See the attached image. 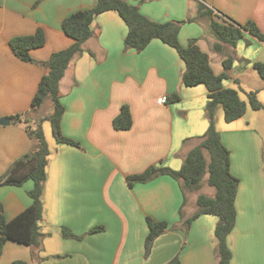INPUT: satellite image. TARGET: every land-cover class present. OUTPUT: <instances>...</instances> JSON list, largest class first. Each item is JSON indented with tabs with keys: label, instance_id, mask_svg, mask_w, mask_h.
Returning <instances> with one entry per match:
<instances>
[{
	"label": "crops",
	"instance_id": "crops-1",
	"mask_svg": "<svg viewBox=\"0 0 264 264\" xmlns=\"http://www.w3.org/2000/svg\"><path fill=\"white\" fill-rule=\"evenodd\" d=\"M129 1L158 22L198 16L197 0ZM202 1L238 23L253 20L264 32V0H250L248 7L249 0ZM96 3L0 0V119L21 114L28 121L15 124L11 118L10 124L0 125V176L35 146L26 125L36 124L41 108L32 110L31 105L46 72L45 62L74 42L65 34L63 21ZM38 28L45 30L46 43L31 51L33 62L24 61L11 49L10 40L32 35ZM92 28L93 36L73 58L60 83L65 106L62 133L80 146L55 140L52 124L50 128L46 121L51 113L43 115L50 154L40 244L7 241L0 264H168L176 256L181 264H218V216L202 214L185 228V221L198 210L199 196L214 197L215 188L207 182L196 191H187L169 174L133 186L128 183V176L153 165L180 170L209 128L208 89L183 84V59L160 39L140 52L125 49L128 27L117 11L98 15ZM191 39H197L210 55L216 74L224 72V59L233 58L224 87L239 93H264V80L254 67L256 62L264 63V41L245 32L246 42L239 40L236 47L224 44L217 51L218 39L207 17L182 25L181 44L187 46ZM174 95L179 100H173ZM161 97H167V102L159 103ZM125 104L131 109L133 126L118 130L113 120ZM247 112L248 107L243 117L230 123L217 112L216 128L231 152V172L239 179L236 222L228 244L231 264H264V128L244 119ZM32 188V181L0 186L7 220L32 203ZM148 217L166 221L169 228L146 257ZM64 227L83 237H65ZM95 227L102 228L89 232Z\"/></svg>",
	"mask_w": 264,
	"mask_h": 264
},
{
	"label": "trees",
	"instance_id": "trees-1",
	"mask_svg": "<svg viewBox=\"0 0 264 264\" xmlns=\"http://www.w3.org/2000/svg\"><path fill=\"white\" fill-rule=\"evenodd\" d=\"M198 2V16L184 21L158 22L141 13L138 6L129 0H97V3L89 9L80 10L63 21L65 34L73 39V43L60 51L54 52L45 62L46 72L43 75L38 90L33 98L31 108H40L46 99L52 102V112L47 117L52 124L55 138L59 142L80 146V143L66 137L62 133L61 120L65 112V106L61 101L60 83L65 76L71 61L82 53L83 44L93 36V22L98 15L106 11H117L128 27L125 37V49L143 51L151 41L160 39L164 43L175 48L185 63L183 84L186 86L205 85L209 91V101L206 106V115L209 119V128L203 136L201 143L194 147L184 159L183 165L178 171L170 168L150 166L144 172L128 176V183H145L156 176L169 174L179 180L184 190L196 191L201 188L205 176H208V184L216 189L214 197L200 195L197 201L198 210L185 221L188 230L193 220L202 214L218 216L216 226L218 264H231L232 251L228 244V236L232 232L237 216L236 196L239 187V179L231 172V152L221 139V134L216 128L217 112L223 108L224 120L228 123L243 117L248 104L241 99L237 89L226 88L223 81L228 78V72L232 68L233 58L223 60L224 72L216 74L211 66L210 55L197 43V39H191L187 46L181 44L179 33L184 23L194 21L198 17H207L210 28L218 39L214 45L215 50L222 49L224 44L236 47L238 41L245 38V32L264 41V32L255 21L249 20L241 24L228 17L222 16L206 6L202 0ZM46 33L43 28H38L32 35L17 36L10 40V47L20 59L33 62L31 51L44 46ZM261 78L264 80V63L256 62L254 65ZM178 95L173 100H179ZM249 104L254 110L264 109V104L259 101L257 92L248 93ZM13 123L25 122L21 114L11 117ZM41 119L36 124H27L29 135L35 140V146L31 152L19 158L13 165L0 176V186H22L28 181L33 182V188L29 191L32 203L12 220H7L4 206L0 203V259L5 244L9 240L21 244L36 246L40 244L42 233L40 222L43 218V194L47 176L46 168L49 161L50 149L46 140ZM113 126L118 130H129L133 126V116L129 105L121 107L120 113L114 118ZM207 152L210 159L206 158ZM149 233L145 241V256L152 251L155 240L168 230L166 221H158L147 218ZM102 227L92 228L89 232H96ZM63 235L69 238L81 239L67 227L63 228ZM16 264H25L16 262ZM168 264H181L180 257L176 256Z\"/></svg>",
	"mask_w": 264,
	"mask_h": 264
},
{
	"label": "rangeland",
	"instance_id": "rangeland-1",
	"mask_svg": "<svg viewBox=\"0 0 264 264\" xmlns=\"http://www.w3.org/2000/svg\"><path fill=\"white\" fill-rule=\"evenodd\" d=\"M250 5H251V1L250 0L245 3V7H248ZM240 40H243L244 42H246V40H244V38H242ZM255 75H257V74H255ZM257 77H259V76H257ZM240 96H241V99H243L244 101H246L247 104H248V112H247V115H246V117L244 119H247L249 121L251 120L253 122V124L257 128H260V129H261V127L264 128V109L254 110L250 106V104H249L248 93H244L243 91H240ZM257 97H258L259 101L264 104V93L263 92L262 93H260V92L257 93ZM51 110H52L51 100L50 99H47L45 101V103L41 106V108L39 110V113L37 114V117H36L35 122L38 123L41 120V118H43V115L45 116L48 113L50 114L51 113ZM218 115H222L223 116V119H224V111H223V108H219ZM46 121L48 122V124H49V126L51 128V122H50V120H46ZM46 121L44 123H46ZM44 123H43V125H44ZM53 138L56 140V138L54 136H53ZM205 154H206V158L207 159H210L209 154L207 152H205ZM202 183L203 184L207 183L206 176L204 177ZM213 189H214V187H213Z\"/></svg>",
	"mask_w": 264,
	"mask_h": 264
},
{
	"label": "water",
	"instance_id": "water-1",
	"mask_svg": "<svg viewBox=\"0 0 264 264\" xmlns=\"http://www.w3.org/2000/svg\"><path fill=\"white\" fill-rule=\"evenodd\" d=\"M11 122V118L10 117H3L0 119V125H8Z\"/></svg>",
	"mask_w": 264,
	"mask_h": 264
},
{
	"label": "built area",
	"instance_id": "built-area-1",
	"mask_svg": "<svg viewBox=\"0 0 264 264\" xmlns=\"http://www.w3.org/2000/svg\"><path fill=\"white\" fill-rule=\"evenodd\" d=\"M159 103H166L167 102V97H161L158 99Z\"/></svg>",
	"mask_w": 264,
	"mask_h": 264
}]
</instances>
